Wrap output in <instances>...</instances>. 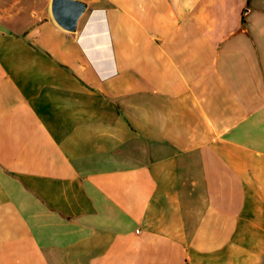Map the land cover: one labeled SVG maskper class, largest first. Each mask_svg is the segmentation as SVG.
<instances>
[{"label": "crops", "instance_id": "0c3cea01", "mask_svg": "<svg viewBox=\"0 0 264 264\" xmlns=\"http://www.w3.org/2000/svg\"><path fill=\"white\" fill-rule=\"evenodd\" d=\"M0 0V264H264V0Z\"/></svg>", "mask_w": 264, "mask_h": 264}, {"label": "water", "instance_id": "95a60500", "mask_svg": "<svg viewBox=\"0 0 264 264\" xmlns=\"http://www.w3.org/2000/svg\"><path fill=\"white\" fill-rule=\"evenodd\" d=\"M88 6L76 0H54L53 17L57 24L68 31H76L79 20L87 12Z\"/></svg>", "mask_w": 264, "mask_h": 264}]
</instances>
